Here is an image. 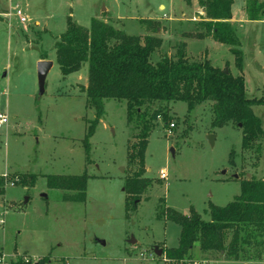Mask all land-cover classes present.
I'll list each match as a JSON object with an SVG mask.
<instances>
[{
	"label": "rangeland",
	"instance_id": "374dc122",
	"mask_svg": "<svg viewBox=\"0 0 264 264\" xmlns=\"http://www.w3.org/2000/svg\"><path fill=\"white\" fill-rule=\"evenodd\" d=\"M247 1L234 0L232 6L241 71L229 45L196 37L205 30L199 25L205 17L202 0H0V114L9 120L0 128V175L19 176L11 177L15 185L8 183L0 195V264H264L224 260L217 252H202L199 244L190 260L169 258L164 249L179 245L181 227L163 213L171 208L187 215L193 207L210 220V204L225 206L241 194L242 181L264 178V135L256 142L260 151L256 145L243 149L241 126H212V102L189 112L184 101H156V107H168L172 119L156 121L144 174L153 184L136 209L127 211L126 179L138 169L128 151L139 128L128 123L125 101L105 100L87 152L84 139L96 117L83 91L89 63L64 75L55 50L69 16L86 28L97 18L128 35L162 38L153 63L165 54L175 57L184 43L194 61L208 59L214 67L243 75L246 95L260 99L264 15L249 20ZM16 7L26 22L15 15ZM41 60L54 62L43 95L37 72ZM253 109L264 131V105ZM25 175L28 182L36 175L35 185L19 184ZM84 176L86 201L67 200L82 195L79 177Z\"/></svg>",
	"mask_w": 264,
	"mask_h": 264
},
{
	"label": "trees",
	"instance_id": "16d2710c",
	"mask_svg": "<svg viewBox=\"0 0 264 264\" xmlns=\"http://www.w3.org/2000/svg\"><path fill=\"white\" fill-rule=\"evenodd\" d=\"M191 4L192 0H184ZM234 0H202L205 17L199 22L197 38L212 37L229 45L236 55V63L243 70V53L232 26ZM246 11L249 20H259L264 15V1L248 0ZM150 23L153 20H149ZM150 26V25H149ZM157 26L153 27L156 32ZM162 38L147 34L144 37L128 35L111 23L93 18L90 28L83 27L72 16L67 19L66 31L55 43L56 59L64 75L80 70L89 63L88 84L83 88L88 104L96 111L90 121L84 146L89 152V138L95 133L99 120L105 114V100L125 101L127 120L136 123L137 141L129 146L128 160L138 169L125 183L127 211L136 209L141 196L153 184L145 177L146 150L156 121L162 117L165 124L172 119L167 106H155L156 101H184L189 112L197 105L212 102V126L237 124L242 127V147L252 149L263 135L262 120L254 113V106L264 105V97L257 99L246 95L243 75L226 74L208 60L191 59L183 43L175 57L167 54L157 62L152 54L161 47ZM45 59V58H42ZM166 107V108H165ZM260 151V145H256ZM17 175H0V195L6 185ZM18 179L19 184L35 185L36 175ZM82 195L66 197L72 201H86L85 183L79 177ZM239 196L225 206L210 204V220H204L193 208L182 214L168 208L163 211L168 219L181 227L179 245L164 251L171 259L190 260L192 250L199 244L204 253L217 252L226 260H259L264 258V178L241 182ZM162 213V214H163ZM46 262V260H45Z\"/></svg>",
	"mask_w": 264,
	"mask_h": 264
},
{
	"label": "water",
	"instance_id": "95a60500",
	"mask_svg": "<svg viewBox=\"0 0 264 264\" xmlns=\"http://www.w3.org/2000/svg\"><path fill=\"white\" fill-rule=\"evenodd\" d=\"M53 65L54 62L52 60H41L37 64L39 95H43L45 93L46 79ZM224 72L228 74L229 69L226 68ZM213 139H214L213 135H208V140L210 142H213ZM235 177L237 178V175ZM161 253L162 251H159V254Z\"/></svg>",
	"mask_w": 264,
	"mask_h": 264
},
{
	"label": "built area",
	"instance_id": "2783aa9c",
	"mask_svg": "<svg viewBox=\"0 0 264 264\" xmlns=\"http://www.w3.org/2000/svg\"><path fill=\"white\" fill-rule=\"evenodd\" d=\"M15 9H16L15 15L20 18V21L26 22L27 19H26V17L23 16V12L21 11V9H19L18 7H16ZM10 15H11V13H10ZM8 121H9L8 116L6 114H0V128L2 126L6 125L8 123ZM175 126H176V124L174 122L170 124L171 129L174 128ZM160 175H161L162 179L167 178V173L165 171H161ZM2 222L3 221L1 220L0 223L2 224ZM193 263L198 264L196 261H194Z\"/></svg>",
	"mask_w": 264,
	"mask_h": 264
},
{
	"label": "crops",
	"instance_id": "0c3cea01",
	"mask_svg": "<svg viewBox=\"0 0 264 264\" xmlns=\"http://www.w3.org/2000/svg\"><path fill=\"white\" fill-rule=\"evenodd\" d=\"M1 14H4V13H1ZM233 20V19H232ZM249 176L251 175V174H248ZM239 176L237 175V178H238ZM263 179V178H262ZM196 249H197V245H195V247L193 248V250H192V255H193V253H195V251H196ZM198 249H200V246L198 245ZM219 260H221V259H219ZM224 260H226V259H224ZM229 261H234V260H229ZM252 261V260H251ZM259 262H261V263H263L264 262V258L263 259H259L258 260ZM235 262H241V260H239V261H235ZM247 262H249V261H247ZM247 262H245V263H247Z\"/></svg>",
	"mask_w": 264,
	"mask_h": 264
}]
</instances>
